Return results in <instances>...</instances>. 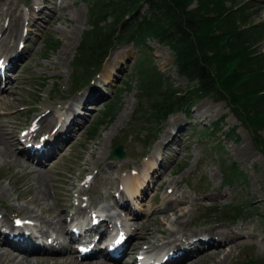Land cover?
<instances>
[{"label":"rangeland","instance_id":"1","mask_svg":"<svg viewBox=\"0 0 264 264\" xmlns=\"http://www.w3.org/2000/svg\"><path fill=\"white\" fill-rule=\"evenodd\" d=\"M224 4L232 7L230 9L237 14V23L242 27L254 24L263 30L262 38L254 48L264 52V0H227ZM194 5L195 1L191 6ZM11 17L21 19L22 28L19 35L10 40L9 45H13L14 52L5 58L12 61V67L6 69L9 77L3 82L0 80V92L7 90L4 94L8 96L0 102V125L8 124L6 131H11V125L15 130L22 127L18 132L22 136L27 129L37 125L35 120L29 121L38 113L49 110L57 115L56 110L61 109L62 103L82 99L84 95L104 93L93 107L82 104L79 109L86 112L81 119L77 118L79 121L72 125L73 130L67 131L70 133L64 132L56 123L50 132V135L56 133V137L48 138V142L54 140L53 147L57 143L60 146L43 157V164H31L47 175L50 189L62 197L58 202L64 207V222H51L50 226L44 227L43 238L55 233L56 240L67 244L68 234L66 237L60 233L70 229L69 218L76 217V213L85 215L84 212L93 209L98 200L105 204L102 212L109 214L107 218L111 214L113 217L116 215L117 221L123 222L121 227L132 235L121 260L101 261L136 264L139 258L135 255L139 252L144 254L145 251L154 258L171 250V247L176 250L174 244L180 242L184 235L194 237L213 229H218V234H225L227 240L220 247L212 246L194 255L189 254L179 264H244L255 257L264 258V155L253 144L249 127L239 122L225 101H214L209 96L197 98L186 112L182 109L169 113L157 129L145 134L143 126L148 124L138 114L140 108L150 103L148 97L138 94L139 79L134 74L136 62L140 61L142 54L151 56L152 62L173 86L185 89L188 85L185 77L178 74L173 63L174 55L166 45L149 40L146 50L132 43L118 44L110 51L98 73L84 83L85 69L76 65L74 58L83 33L91 28L88 0H0V36L1 28ZM32 18V25L27 24ZM52 42L55 47H50ZM2 53L7 52L0 51ZM76 88L78 90L74 92ZM113 100L116 105L114 117L105 119L96 136L89 139V128L99 120L106 104ZM76 105L75 102V110ZM68 112H73L71 119L75 122L74 109L70 108ZM232 126L236 129L224 135L223 131ZM46 137L47 134L42 135L41 139ZM59 138L65 139L64 142H57ZM37 140L40 137L34 141ZM118 142H122L126 150L121 159H116L111 153ZM232 163L234 165L231 166L244 175L233 184H222L221 165ZM18 171H21V165L0 158V186L7 187L11 196L10 199L4 196L0 189V207L9 204L17 212L10 220L28 217L22 214L25 212L23 206L45 217L60 211L54 205L53 196L47 200L39 199V205L30 202L32 193L18 198L13 185L19 190L27 186L26 180L21 184L14 182ZM140 176H143V181ZM130 186L136 187V196ZM80 190L82 192L78 195ZM6 199L10 202L6 203ZM125 199L128 208L121 205ZM233 202H242L248 208L258 207L259 210L244 212L232 221L214 218L215 212L210 209L213 203L219 206ZM80 205L87 206V211H76ZM4 211L0 209L1 213ZM177 218L179 223H175ZM40 222L28 224L33 235L35 232L41 235L36 230ZM0 245V253L8 249L4 244ZM52 248L62 249L58 245ZM54 255L45 261L40 260V255H26L20 264H76L74 261L77 260L90 263L99 258L79 259L76 252L68 250ZM4 257H0V264H8Z\"/></svg>","mask_w":264,"mask_h":264},{"label":"trees","instance_id":"2","mask_svg":"<svg viewBox=\"0 0 264 264\" xmlns=\"http://www.w3.org/2000/svg\"><path fill=\"white\" fill-rule=\"evenodd\" d=\"M225 1L88 0L91 28L82 35L74 63L85 69V83L118 44L131 42L146 50L149 40L164 44L174 55L178 74L185 77L188 85L185 89L173 86L151 56L142 54L134 74L139 79L138 94L148 97L150 103L140 108L138 114L148 124L143 126L145 134L157 129L169 113L182 109L186 112L197 98L209 96L214 101H225L239 122L249 127L253 144L264 155V52L254 48L263 30L254 24L242 27ZM49 45L56 46L54 42ZM115 111V100L106 104L87 137L94 138L100 125L113 118ZM235 129L232 126L223 134ZM231 165L234 164L221 165L222 184H233L244 175ZM215 204L210 209L217 220L232 221L244 212L259 210L242 202ZM244 264H264V258L255 257Z\"/></svg>","mask_w":264,"mask_h":264},{"label":"bare ground","instance_id":"3","mask_svg":"<svg viewBox=\"0 0 264 264\" xmlns=\"http://www.w3.org/2000/svg\"><path fill=\"white\" fill-rule=\"evenodd\" d=\"M7 8H10V5H7ZM42 12H44V11L42 10ZM30 16H31V14H30ZM56 16H57V14H56ZM62 16H64V15H62ZM15 17H16V15H15ZM39 18H40V16H39ZM20 20L21 19H19V18L14 20L11 17V18H9L8 22L6 23V25H4L1 28V36L2 37L0 36L1 37L0 38V51L1 52H3V51L7 52L6 54H3V53L0 54V56H3V58L4 57L5 58L8 57L9 55H11L14 52V51H12L13 50V45H9V44H10V40H11L12 37L15 38L17 35H19L18 34V32L20 31L19 29L22 28ZM51 20H53V19H51ZM33 21L34 20L32 18V21L29 20L27 24H31V23H33ZM17 45L18 44H16V46H15L16 47L15 48L16 52L19 51ZM59 58L61 59L60 56H59ZM9 61H11V60H9ZM105 76H107L108 78L110 77L109 75H105ZM6 78H8V76L4 75L0 71V79H2L1 81L3 82V80L6 79ZM8 82H10V79H8ZM5 86H6V84L4 86H2L1 89H3ZM4 93H7V90L5 92H2V93L0 92V102L5 101V98L8 97ZM103 96H104V93L103 92L102 93L99 92L97 96L95 94H90L88 96L84 95V97L82 99L80 97V99H78V100L74 99L71 102H69L68 104H63L62 103L61 106H59V107H61V109H58V107H57V109H58V110H56L57 111V115L54 114V112L50 113L49 110L48 111H43L41 113H38L37 115H35V117H33L31 119V121H29V123H30L33 120H35V122H36L35 124H37V125H34L31 129H27V131L22 136L18 133L22 129V127L18 128V129L16 128V130H15V127L13 128V125H11L9 127L11 131H6L7 128H8V124H1L0 125V158H3L4 160H6V162H10V163H13V164L21 165V171L20 172L18 171V172L15 173L17 177L14 179V182L18 183V184H21L22 180H26V182H27V186L23 190L22 189L19 190L18 186H15V184L13 185V189H14L13 191H16L17 197L18 198H22L26 194L32 193L30 202L31 203L35 202L34 203L35 205H37V204L39 205V201H38L39 199L47 200L48 198H52V196H53L55 198V201H56V204L54 203V205H55V207H57L58 211L60 210L59 212L53 213L50 217H45V216H41V215H36L33 212H31V210H29L28 208H24V206H23L22 209L25 212H22V214H26V215H28V217L27 216L26 217H20V223L18 225H16V224L12 223L13 220H10L11 217L15 213H17V212H15L13 210L14 208L11 207L9 204H8L7 207L1 206L0 209L3 208V209H5V211L3 213L0 212V244H4L5 246L8 247V249L5 250L4 252L0 253V257L5 255L4 259L3 258L2 259L5 260L6 263H8V264H20L21 260L24 259L26 257V255H40L42 257V258H40V260L45 261L47 259V257H55L54 254L65 252L66 248H64L63 251H58V249H53V248H46L45 244L42 241H38V240L35 239V235L36 234L34 233V235H33V230L30 231V233H28L27 232V228H26L27 224H29V225H37V220H40L41 221L40 225L38 224L39 229H36V230H39L41 232V235H38V236L43 237V234H44L43 228L44 227L50 226L51 222L52 223L56 222V224L57 223H61L62 224V222H64V214H63L64 213L63 212L64 211V207H61V204L58 202V199L59 198L61 199L62 197L59 196V194H54L52 192V190L50 189V187L48 185V177H47V175L45 173L42 172V170L40 168L31 167L32 163H34V164H32L33 166H38L40 164H43L44 163L43 161L45 159L43 157H46L49 154H52L56 150V148L59 147L60 145H57L58 144L57 143L53 147L55 142H54V140H52L50 142H47L48 143V145L46 146L47 150L44 151L43 149H45V145L46 144L37 145L35 149H32L30 147H26L25 143H27V142H29L31 140H33V141L36 140L37 137H39L43 133H44V135L47 134V137L50 136L49 139L50 138L54 139L56 137V133H53V134L50 135V132L52 131V128L54 127V125H56V123L60 124L61 129H63L64 132L65 131L66 132L70 131L72 129V125L74 123H76L77 121H79L77 118L80 117V119H81L82 116H83V113L86 112V110H83V112H82L81 109H79V108H81L82 104L86 103V107H93L94 102L96 100H98L99 98L103 97ZM75 102L77 103L76 110L73 107V104ZM87 103H88V106H87ZM70 108L74 109V114H75L76 119H77V120H75V122H74V120L71 119L72 118L71 114L73 112H68V110ZM54 115H55V117H54ZM44 128H46V129H44ZM67 133H70V132H67ZM60 139L61 138L57 139V142H59V141L60 142H64V140H65V139L64 140L63 139L60 140ZM148 170L149 169H147L145 171L147 176H148ZM96 173H98V171ZM159 174L160 173H158L156 176H159ZM100 175H102V174L100 173ZM141 178H143V176H140V179ZM33 180H34V182H33ZM141 180L143 181V179H141ZM0 189L3 192L4 196H7L9 199L11 198L10 190H8L7 187H4V186L1 187L0 186ZM130 189H131V191H134V195L136 196L137 195L136 187L132 188L130 186ZM80 192H82V190L78 191V195L80 194ZM9 199L8 200L6 199L7 200L6 203L10 202ZM79 199L80 198H78V201H79ZM15 200H16V198H15ZM98 202L99 201L96 200L97 204H98ZM44 203H45V201H44ZM97 204H95V206ZM121 205L124 208H128V203H127L126 199L122 200ZM104 208H105V206H104ZM15 210H17V209H15ZM84 210L87 211V206L83 207V206L80 205L79 208H76V211H79V212H82V213H83ZM102 210H103V208H102ZM102 210L99 209V211H102ZM104 211H105V209H104ZM85 213L87 215H89L90 210H88ZM94 216L96 217V215H94ZM33 218H35L36 220H33ZM91 219H92V215H91L89 220H88V218L86 216L82 223L77 224V227L79 229L78 235H81L83 237L84 241H86V242L82 241V244H87V243H89L91 241L88 244V246H90L91 253L92 252L99 253L101 248L95 247V245L93 243L96 242L97 235L99 233H101V235H102L105 231L101 232L103 230L102 228L98 229L97 225H92L91 224ZM178 220H180V219L177 218L175 223H179ZM6 225L8 227H6ZM113 226H116L115 222H113ZM182 228H183V226L180 228V231L182 230ZM216 231H218V229L217 230H215V229L210 230V232L207 231V233L204 231V232H201V233L197 234L194 237L192 235H189V234L184 235V237L181 239L180 242L174 244V247H178V250H180V253L177 254V256L175 257V259L173 261H170L167 264H175V263L179 264L180 262H183V260H185L187 258V256H189V254L190 255H194L195 253H198L199 251H203V250H205V248L212 247V246L213 247H220L221 243L222 242L224 243L227 240V236L225 234H218ZM74 232H75V230H74ZM67 233H69V232H65V233L63 232V233H60V234H62L63 236L67 237ZM172 233L174 234V232H172ZM208 233H212V234H208ZM10 234H12V237H9ZM121 234L123 235L124 233H121ZM50 235H53V234H50ZM54 235H55V237L57 236V234H55V233H54ZM15 236H17V239H15ZM68 236L70 238V237H72V234L69 233ZM114 236L115 235H113V237L110 238L112 241H116L117 240V238L114 237ZM55 237L53 239L54 243L62 242V241H59V239L56 240ZM103 237L104 236H102L100 239H102ZM237 244H239V243H237ZM172 248L173 247H171V249ZM68 251L71 252L70 250H68ZM143 252L145 253V251H143ZM167 252H162L159 255V257H157V259H156L157 262H160L164 258V256L167 254ZM225 253H226V251H225ZM56 256H58V255H56ZM101 259H106V258H96V260H94L95 262H90V263H83L82 261H80V260L78 261L77 260V261H74V263L76 262V264H104V263L105 264H114V263H109L107 261H101ZM143 259H147L146 253L144 254V258ZM106 260H108V258ZM118 264H128V263L127 262L126 263L119 262Z\"/></svg>","mask_w":264,"mask_h":264},{"label":"water","instance_id":"4","mask_svg":"<svg viewBox=\"0 0 264 264\" xmlns=\"http://www.w3.org/2000/svg\"><path fill=\"white\" fill-rule=\"evenodd\" d=\"M112 154L115 158H123L126 154L124 144L122 142H119L115 146H113Z\"/></svg>","mask_w":264,"mask_h":264},{"label":"snow or ice","instance_id":"5","mask_svg":"<svg viewBox=\"0 0 264 264\" xmlns=\"http://www.w3.org/2000/svg\"><path fill=\"white\" fill-rule=\"evenodd\" d=\"M0 66H2V64H0Z\"/></svg>","mask_w":264,"mask_h":264}]
</instances>
